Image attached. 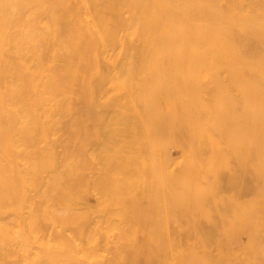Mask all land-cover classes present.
Masks as SVG:
<instances>
[{
  "label": "bare ground",
  "instance_id": "bare-ground-1",
  "mask_svg": "<svg viewBox=\"0 0 264 264\" xmlns=\"http://www.w3.org/2000/svg\"><path fill=\"white\" fill-rule=\"evenodd\" d=\"M0 264H264V0H0Z\"/></svg>",
  "mask_w": 264,
  "mask_h": 264
},
{
  "label": "rangeland",
  "instance_id": "rangeland-1",
  "mask_svg": "<svg viewBox=\"0 0 264 264\" xmlns=\"http://www.w3.org/2000/svg\"><path fill=\"white\" fill-rule=\"evenodd\" d=\"M172 152L174 153L175 150L173 149ZM95 197H96V196L93 195V194H92L91 196H89L90 200H92V201H94V200L96 199ZM94 210H95V211H94ZM95 212H96V213H99V211L96 210V208H93V210L90 211V215H91L92 217H95V215H96V216L100 215V213L97 215V214H95ZM90 218H91V217H90Z\"/></svg>",
  "mask_w": 264,
  "mask_h": 264
}]
</instances>
